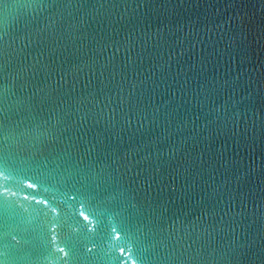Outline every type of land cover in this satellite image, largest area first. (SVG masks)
Returning <instances> with one entry per match:
<instances>
[{
  "label": "water",
  "instance_id": "95a60500",
  "mask_svg": "<svg viewBox=\"0 0 264 264\" xmlns=\"http://www.w3.org/2000/svg\"><path fill=\"white\" fill-rule=\"evenodd\" d=\"M0 264H264V0H0Z\"/></svg>",
  "mask_w": 264,
  "mask_h": 264
}]
</instances>
